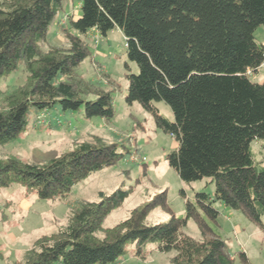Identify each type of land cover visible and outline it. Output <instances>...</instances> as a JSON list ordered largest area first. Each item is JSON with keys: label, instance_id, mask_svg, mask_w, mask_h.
Here are the masks:
<instances>
[{"label": "trees", "instance_id": "obj_1", "mask_svg": "<svg viewBox=\"0 0 264 264\" xmlns=\"http://www.w3.org/2000/svg\"><path fill=\"white\" fill-rule=\"evenodd\" d=\"M79 3L80 14L69 16L62 28L68 45L61 47L46 43L63 0H0V79L19 65L26 71L25 82L5 94L0 146L25 129L31 112L76 111L83 106L87 118H111L109 91L76 75L75 69L88 54L79 34L96 29L105 35L118 28L127 59L137 66L135 73H126L125 101L140 103L156 127L174 138L176 146L166 160L179 178L190 182L210 177L213 196L196 192L193 202L185 201L183 216L171 214L163 223L148 225L144 220L150 206H165L163 190L104 227L107 215L129 190L99 192L98 200L72 208L63 227L36 238L21 260L4 264H116L129 243H134V255L143 258L150 241L159 251H175L167 264H232L228 245L206 219L215 222L216 200L264 231V167L254 166L251 147L256 140L264 149V79L249 77L264 60V47L254 35L264 27V0ZM155 101L170 107L172 120L159 112ZM123 155L115 143L94 136L42 163L0 158V187L17 183L39 198L62 199L76 182ZM189 218L196 222L200 240L182 232ZM238 255L249 264L244 251Z\"/></svg>", "mask_w": 264, "mask_h": 264}, {"label": "rangeland", "instance_id": "obj_2", "mask_svg": "<svg viewBox=\"0 0 264 264\" xmlns=\"http://www.w3.org/2000/svg\"><path fill=\"white\" fill-rule=\"evenodd\" d=\"M79 5V0H63L61 14L49 26L47 45H68L62 28L68 25L69 16L76 18L80 14ZM263 28L255 30L257 40L261 38ZM79 35L88 44V54L75 69V74L109 91L113 116L108 119L100 116L87 118L83 106L76 111L50 109L39 114L31 112L25 129L14 140L0 146V158L16 156L24 161L42 163L68 151L77 142L91 141L94 136L101 137L105 143H115L117 151L124 155L76 182L62 199L39 198L17 183L0 187V264L21 260L36 238L63 227L72 208L84 200H98L99 192L109 194L116 188L129 190L120 205L107 215L104 227L122 220L131 209L153 200L163 190L165 206L161 202L150 206L144 220L148 225L163 223L171 214L183 216L185 201L193 202L196 192L213 196L214 184L210 177L190 182L179 178L166 160V154L176 146L174 138L156 127L153 116L140 103L125 101L126 73H135L137 66L127 59L121 31L113 28L102 35L96 29H89ZM46 44L42 49L47 48ZM249 77L261 82L264 68H259ZM25 79L26 71L22 65L0 79V109L6 103L5 94L23 84ZM154 104L160 113L169 120L173 119L170 107L164 101H155ZM251 147L254 166L257 169L264 167V149L256 140L251 141ZM180 190H183L182 194ZM212 205L218 210V215L215 222L211 219H206V222L211 228L217 227L232 254V264H243L238 255L240 250L245 252L249 264H264V231L242 212L216 200ZM261 220L264 223V215ZM181 230L197 240L201 239L192 218ZM133 251L134 243H129L116 264H167L175 253L174 250L159 251L151 241L143 250V258L134 255Z\"/></svg>", "mask_w": 264, "mask_h": 264}, {"label": "crops", "instance_id": "obj_3", "mask_svg": "<svg viewBox=\"0 0 264 264\" xmlns=\"http://www.w3.org/2000/svg\"><path fill=\"white\" fill-rule=\"evenodd\" d=\"M259 31H260V30H259ZM261 31H262V32H261L262 35H261V38L259 39V41H262V40L264 39V28H263V30H261ZM258 69H259V68H258ZM233 215H235V214H233ZM234 226L237 227L238 225L235 224Z\"/></svg>", "mask_w": 264, "mask_h": 264}, {"label": "built area", "instance_id": "obj_4", "mask_svg": "<svg viewBox=\"0 0 264 264\" xmlns=\"http://www.w3.org/2000/svg\"><path fill=\"white\" fill-rule=\"evenodd\" d=\"M262 43V46L264 47V39L261 41ZM263 67L264 68V60L261 62V64L258 66V68H261Z\"/></svg>", "mask_w": 264, "mask_h": 264}]
</instances>
